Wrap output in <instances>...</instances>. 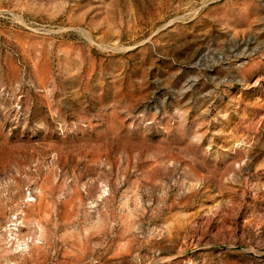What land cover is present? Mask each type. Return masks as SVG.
Masks as SVG:
<instances>
[{
	"label": "rangeland",
	"instance_id": "obj_1",
	"mask_svg": "<svg viewBox=\"0 0 264 264\" xmlns=\"http://www.w3.org/2000/svg\"><path fill=\"white\" fill-rule=\"evenodd\" d=\"M0 264H264V0H0Z\"/></svg>",
	"mask_w": 264,
	"mask_h": 264
}]
</instances>
